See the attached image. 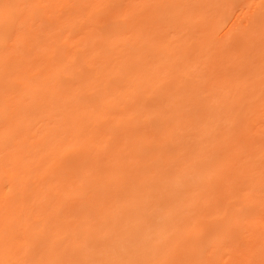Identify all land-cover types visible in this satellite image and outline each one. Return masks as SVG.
Listing matches in <instances>:
<instances>
[{"label": "bare ground", "instance_id": "bare-ground-1", "mask_svg": "<svg viewBox=\"0 0 264 264\" xmlns=\"http://www.w3.org/2000/svg\"><path fill=\"white\" fill-rule=\"evenodd\" d=\"M263 88L264 0H0V264H264Z\"/></svg>", "mask_w": 264, "mask_h": 264}, {"label": "rangeland", "instance_id": "rangeland-1", "mask_svg": "<svg viewBox=\"0 0 264 264\" xmlns=\"http://www.w3.org/2000/svg\"><path fill=\"white\" fill-rule=\"evenodd\" d=\"M240 8H236L235 10H234V12L232 13V15L229 17V19L227 20V22H225L224 23V26H222L221 28H220V31H219V33L220 32H222V31H224L225 30V28L227 27V26H229L230 24H231V22H233L236 18H238V16L240 15ZM239 14V15H238ZM224 29V30H223ZM222 30V31H221ZM227 30V29H226ZM225 32V31H224ZM223 33V32H222ZM221 34V33H220ZM264 89V88H263ZM246 180L245 181H240V182H237V183H235L234 184V186L232 187V190H233V192L234 193H236V194H238L239 192H241L242 191V189H243V187L246 185ZM244 208L246 209V207L244 206ZM247 209H249V208H247ZM246 209V210H247ZM226 264H231V263H226Z\"/></svg>", "mask_w": 264, "mask_h": 264}]
</instances>
